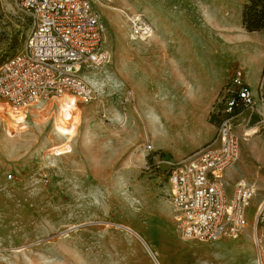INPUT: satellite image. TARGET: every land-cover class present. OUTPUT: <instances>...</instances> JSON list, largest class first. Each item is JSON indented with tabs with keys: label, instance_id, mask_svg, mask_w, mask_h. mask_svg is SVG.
I'll list each match as a JSON object with an SVG mask.
<instances>
[{
	"label": "rangeland",
	"instance_id": "1",
	"mask_svg": "<svg viewBox=\"0 0 264 264\" xmlns=\"http://www.w3.org/2000/svg\"><path fill=\"white\" fill-rule=\"evenodd\" d=\"M90 2L102 25L106 59L83 70L99 83L95 87L86 78L93 98L71 97L77 110L62 147L65 159L52 164L46 157L51 123L35 125L37 118L51 119L56 98L12 127L18 136L10 149L1 125L0 188L8 190L9 202L0 209V264H155L147 246L161 264H226L230 257L242 258L238 264H264V100L255 95V107L235 117L239 146L224 174L228 191L236 182L253 191L247 226L234 238L185 240L169 205L166 168L199 149L176 159L169 149L153 146L154 136L165 137L159 119L167 124L175 99L155 96L152 76L128 49L152 40V34L134 40L130 34L138 19L152 28L153 0ZM0 18L6 30L0 48L21 51L28 20L13 0H0ZM261 86L264 96V74ZM247 131L255 132L244 136ZM173 239L200 248L179 250Z\"/></svg>",
	"mask_w": 264,
	"mask_h": 264
},
{
	"label": "built area",
	"instance_id": "2",
	"mask_svg": "<svg viewBox=\"0 0 264 264\" xmlns=\"http://www.w3.org/2000/svg\"><path fill=\"white\" fill-rule=\"evenodd\" d=\"M13 3L28 20L29 30L21 51L9 54L0 48V100L19 107L65 95L91 100L94 92L83 70L100 65L106 55L101 50L100 18L90 0ZM5 32L0 18V43ZM151 33L147 22H135L136 37ZM257 100H264L262 86ZM255 105L244 70L234 66L213 107L214 138L189 157L168 162V197L185 240L233 237L247 226L253 191L244 182H236L228 191L224 174L234 163L239 146L234 119ZM263 207L264 203L259 211Z\"/></svg>",
	"mask_w": 264,
	"mask_h": 264
},
{
	"label": "crops",
	"instance_id": "3",
	"mask_svg": "<svg viewBox=\"0 0 264 264\" xmlns=\"http://www.w3.org/2000/svg\"><path fill=\"white\" fill-rule=\"evenodd\" d=\"M248 2L153 0L152 40L128 49L136 51L131 55L143 61V72L152 76L155 96L175 99L167 124L159 119L165 137L154 136L155 148H167L180 159L214 138L210 113L233 66L242 67L252 93L258 94L264 74V31L245 29Z\"/></svg>",
	"mask_w": 264,
	"mask_h": 264
},
{
	"label": "bare ground",
	"instance_id": "4",
	"mask_svg": "<svg viewBox=\"0 0 264 264\" xmlns=\"http://www.w3.org/2000/svg\"><path fill=\"white\" fill-rule=\"evenodd\" d=\"M138 18L139 16L135 17L134 21H136V19ZM130 37L132 40L136 39V36L134 34H130ZM84 75L93 86L99 87L97 78H95L94 76H90L87 73H85ZM42 102L43 101H39L33 104L32 107H19L0 100V122H1L0 128L2 124L5 126V133L3 132V138H4V143L8 149H10V147L12 146L14 147V143L17 140V136H18L12 131V127L24 123L28 116V113H33L36 115V113L42 110L43 107L49 108V106L52 104V103H47L42 105ZM56 102L58 107L57 109L54 110V113L50 116L51 117L50 120L48 118H45L44 120L41 118L35 119V125L38 126L43 125L46 122V120H48L49 124L51 123L49 138L51 139L52 145L47 147L46 157L51 160L52 164L62 162L65 159L64 156L66 155V153L64 152V149H62V147L64 140L70 136L73 130V125H74L73 117H74V113L77 110V109L75 110V108H72V105H70V103L72 102L71 96L65 95L63 97L56 98ZM2 117L7 118V122H9L8 125L6 124L7 123L6 121L5 123L2 122ZM154 117L156 118V121H158L157 119L158 116L155 115ZM6 125L8 126L7 129H6ZM254 132L255 131L251 133ZM251 133H248L247 131V133H245L244 136H248ZM243 139L247 140V138H243ZM7 193L8 190L6 188H0V209H5L6 204L9 202V199L6 196ZM168 223H170L169 219H168ZM170 236L171 234L168 236L169 239L171 238ZM236 236H233V238ZM172 241L173 243H175L174 245L179 250L187 251L194 248H200L199 247L200 245H193L185 242L181 243L177 239L176 240L173 239L171 240V242ZM147 249L155 264H161L157 255L148 246ZM238 263H242V258L230 257L227 259L226 262V264H238Z\"/></svg>",
	"mask_w": 264,
	"mask_h": 264
},
{
	"label": "trees",
	"instance_id": "5",
	"mask_svg": "<svg viewBox=\"0 0 264 264\" xmlns=\"http://www.w3.org/2000/svg\"><path fill=\"white\" fill-rule=\"evenodd\" d=\"M243 25L247 31L264 29V0H249L243 11ZM210 121H214L213 112L210 113Z\"/></svg>",
	"mask_w": 264,
	"mask_h": 264
}]
</instances>
